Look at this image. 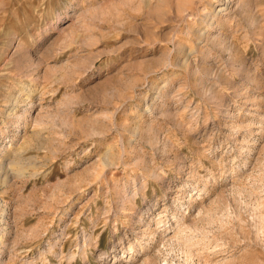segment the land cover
Wrapping results in <instances>:
<instances>
[{
	"label": "rangeland",
	"instance_id": "374dc122",
	"mask_svg": "<svg viewBox=\"0 0 264 264\" xmlns=\"http://www.w3.org/2000/svg\"><path fill=\"white\" fill-rule=\"evenodd\" d=\"M0 264H264V0H0Z\"/></svg>",
	"mask_w": 264,
	"mask_h": 264
}]
</instances>
